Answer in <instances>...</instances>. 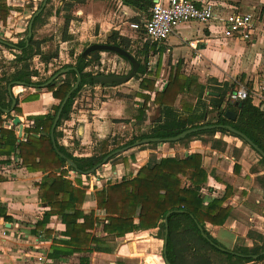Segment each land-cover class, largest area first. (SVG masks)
I'll list each match as a JSON object with an SVG mask.
<instances>
[{
	"label": "crops",
	"instance_id": "1",
	"mask_svg": "<svg viewBox=\"0 0 264 264\" xmlns=\"http://www.w3.org/2000/svg\"><path fill=\"white\" fill-rule=\"evenodd\" d=\"M205 1H213L217 4L218 15L224 16L236 10L243 13L260 10L264 13V0L256 1V4L261 5L260 8L257 5L246 8L243 6L246 3L244 0L240 2V5L232 4L228 0ZM117 2L120 4L121 13L126 19L132 21L139 16L131 8L122 5L119 1ZM12 17L9 15L7 18L6 25L9 27ZM144 18L147 17H142L141 20ZM1 28H4L2 22H0ZM220 31L215 23L204 25L194 22L179 26L161 46L157 47L147 41L146 43L150 45L148 60L156 46L158 51L154 52L157 55L166 56L170 53H173L174 56L181 55L186 59L185 63L195 68L194 72L185 73L182 69V62L179 61L166 76L164 66H162L163 70H159L160 60H157L156 63L145 61L146 72L139 78L136 75L128 83L112 86L97 84L94 87L85 88L75 101L70 120L64 122L59 128L62 133L59 143L65 146L75 157H90L101 149L105 141L112 148L119 145L117 141H122V138H127L129 134L131 138L128 141L133 137L151 132L161 119V107L154 103L156 93L164 90L171 74L175 72L178 65L181 66V71L186 76L196 77L199 84L206 86V94L213 97H217L218 94L214 93V90L220 85L235 83L239 84L240 87L253 88L263 82L264 23L261 24L258 35L248 42L223 40ZM112 34L113 32H110L108 37H111ZM119 36L128 38L133 42V36H127L123 33ZM194 41L198 42V51L189 47V43ZM16 50L21 51L20 48ZM142 51L143 47L140 52L144 53ZM60 54H62L61 51ZM144 58L143 55V60ZM137 60L139 61V59ZM11 72H14L13 67L9 73L0 67V75H9ZM164 76H166L165 79H163ZM35 79L33 78V81ZM142 81L143 88L140 87ZM146 82H151L154 90L151 91ZM18 83L22 82L8 85L7 96H4L3 99L6 103L9 100L12 101L8 93L9 86H11L12 96L16 100L14 110L8 114L4 110H10L12 105L10 108L3 109L0 107L4 114L0 124V210L10 218L8 221L0 217V230L3 226L8 230V236L0 238V264H79L80 258L84 256L82 253H75L72 256L61 258L59 261L49 258L54 240L64 238L62 232L65 227L58 217L52 218L43 230H37L34 233L37 222L48 210L39 199L36 184L45 181L48 173L28 170L22 159L18 157V151L9 153L12 145L11 134L16 136L17 145L26 142L28 130L34 126L33 118L54 114L52 108L58 105V101L53 98L52 93L47 88L42 87L46 82L42 85H27L25 83L27 86ZM137 83L138 85H136ZM128 85H132V89L135 90L134 94H130V92L125 91L126 88H123ZM161 85L163 86L161 87ZM111 90L114 91L112 92L113 96L105 94ZM85 94L86 99L83 98ZM33 95H37L38 99L24 101ZM229 95L228 99L230 100ZM145 97H149V99L146 100ZM182 97H178L175 108L186 119L188 114L180 108ZM86 101H90V104L85 105ZM206 102L208 104L210 99L207 98ZM193 104L195 105L196 102ZM253 104L257 106L258 102L253 101ZM16 107L18 108L17 111H15ZM210 109L211 107H209ZM261 109L264 110V103ZM8 115H11V118H7ZM215 116L216 113L210 112L206 119L210 120ZM16 117L24 126L21 137L19 126L13 124ZM215 138L222 140L226 146L217 149L211 143L193 140L188 144H182L180 141L156 143L158 144L156 149L144 148L148 147V144L142 145L143 147H136L122 155L123 160L106 165L104 175L107 178L104 180L100 174H97L99 178L93 174L92 178L88 179L84 175L81 178L74 172L69 173L68 178L70 180L83 179V185L86 187L83 210L86 214L95 212L99 222L92 234L94 237L96 235L97 239L101 241L100 246L106 250L105 252H93L87 255L90 258V264H116L113 261L108 262L115 256L106 243L107 239L124 241L127 245L122 248L127 251L131 250V247H133L132 250L137 247V242H140L137 240H142L153 246L162 243V240L157 237V229L137 231L126 235L127 238H115L104 234L103 225L106 222V215L98 210L96 205V193L98 191H102L109 185L119 183L123 179L136 177L138 171L148 163L152 155H155L157 160L169 157L184 160L193 154L202 155L203 168L209 175L208 182L202 190L205 205L213 199L228 196L223 208L229 207L231 209L229 218L222 226L207 224V230L227 250L232 251L236 245L253 247L261 244L259 236L264 237V165L260 163V156L249 145H244L240 139L224 136L221 133H217ZM232 140H237V144L231 146ZM123 144L120 143V145ZM235 166L238 167L237 170H235ZM112 180L114 182H111ZM99 225L102 235L95 233L96 231L100 232ZM47 230H51L52 234L45 233ZM131 239L136 240V243L129 244Z\"/></svg>",
	"mask_w": 264,
	"mask_h": 264
},
{
	"label": "trees",
	"instance_id": "2",
	"mask_svg": "<svg viewBox=\"0 0 264 264\" xmlns=\"http://www.w3.org/2000/svg\"><path fill=\"white\" fill-rule=\"evenodd\" d=\"M72 1L68 0L64 3L62 10H58V13L65 12L61 34V42L63 43L71 42L74 39V36L69 32L70 24L74 20L71 11ZM117 1L139 14L138 17L132 20L134 23H139L142 17L149 18L150 10L154 6V0ZM11 10L13 8L6 3V0H0V22L3 23V26L7 24V18ZM45 13L46 10L35 18L33 36L30 39L29 46L26 47L25 40L17 44L21 51L13 60L14 72L9 75H0V107L3 109L10 108L12 105L11 100L7 103L3 101L4 96H7L8 85L15 82L26 83L27 85L41 84V82L33 81V78L40 76L39 72L32 69L31 66V62L35 57L39 56L46 66L59 57L58 50L50 53V55L44 53L42 50L44 41L35 39L34 31L37 26L42 25ZM108 44L119 46L131 53L133 42L128 38L119 36L118 32H113L112 36L109 37ZM154 45L157 46V44ZM156 46L154 47L155 52L158 51ZM149 47V43L143 46L142 52L144 53L141 54L145 56V61H148ZM6 48L11 49L7 46ZM70 56L75 57V63L64 65L59 70L73 67L77 69V72L70 71L47 87L53 98L58 101V105L52 108L54 114L34 117V126L28 130L26 142L17 145L16 136L11 134L12 145L9 151V153L18 151V157L22 159L28 170L48 173L45 181L36 184L39 199L46 205L48 210L37 222L34 233L37 230H43L54 217H58L65 227L62 232L64 238L54 240L50 259L59 261L61 258L72 256L75 253H82L84 256L80 258L79 264H90V258L87 255L93 252L106 251L105 248L100 246L101 241L92 234L99 222L95 212L92 211L86 214L83 210L86 187L81 179L73 181L68 178L70 172H74L81 178L84 176L68 167L66 161L59 157L51 139V128L55 116L66 95L75 85L78 73L82 76V82L79 88L72 93L62 112L55 130V138L58 149L66 157L72 159L81 172L91 170L111 152L131 146L143 139L173 138L188 129L204 126H231L246 135L264 151V110L261 109L264 102L259 106H255L251 98L231 102L228 95L238 91L240 87L239 84L235 83L220 85L214 90V93L218 94L217 97L209 96L206 94V86L199 84L196 77L186 76L181 71V66L178 65L175 72L171 74L164 90L156 93L154 103L161 107V119L151 132L133 137L126 144H119L112 148L105 141L101 149L92 156L75 157L65 146L59 143V139L62 137L59 128L64 122L70 120L75 101L85 88L94 87L97 84L107 86V84L95 81L96 76L89 70L93 66L92 59L84 58L82 53L75 56L74 51L70 52ZM123 59L128 62L126 58ZM139 62H142V60L139 59ZM59 70L55 71L50 78ZM145 72L146 66L143 65L137 77L139 78ZM146 83L151 91L154 90L151 82ZM140 87L143 88V81ZM179 96H183L180 108L188 114L186 119L175 108ZM145 98L146 100L149 99V97ZM207 98L210 99L208 104L206 102ZM37 99L38 96L33 95L24 99V101ZM194 102H196L195 105ZM209 107H211L210 110ZM17 110L16 107L15 111ZM209 111L216 113V116L207 120ZM227 112L236 114V119H228L226 117ZM3 115L2 110H0V124ZM7 118H11V115H8ZM217 133L236 137L248 146L244 139L230 133L226 128L201 130L188 135L180 143L188 144L193 140H200L204 143H211L217 149L226 146V143L222 140L215 138ZM148 145L156 147L158 144L151 143ZM250 148L255 151L252 147ZM256 153L258 154V152ZM258 155L260 156V154ZM119 157L120 155L111 158L107 164ZM260 163L264 165V158L261 156ZM237 168L235 166V170ZM208 176L203 168L202 155L200 154L190 155L184 160L172 157L157 160L156 156L152 155L148 163L138 171L136 177L123 179L121 182L109 185L96 193L97 209L106 215V222L103 225L104 234L115 238H124L126 235L137 231L157 229V237L164 240L165 220H167L169 233L166 258L170 264L264 263V237L262 236H259L260 245L253 247L236 245L232 250L233 253L223 252L217 248V246L225 247L209 233L206 225L222 226L229 218L231 209L229 207L223 208L228 196L213 199L205 205L202 190L208 182ZM0 217L10 220L1 210ZM199 225L208 235L209 240L203 238ZM45 233L49 235L52 234V231L47 230Z\"/></svg>",
	"mask_w": 264,
	"mask_h": 264
},
{
	"label": "rangeland",
	"instance_id": "3",
	"mask_svg": "<svg viewBox=\"0 0 264 264\" xmlns=\"http://www.w3.org/2000/svg\"><path fill=\"white\" fill-rule=\"evenodd\" d=\"M43 1L44 0H6V3L13 8V10L9 13L10 17H12V15L13 17L10 27L5 25L4 28L0 29V39L15 45L20 43L22 40H25L30 21L35 12H37L40 8ZM228 1L236 5H240L241 1L243 2V0ZM256 1L258 2V0H244L246 3L243 6L249 8L250 6L253 7L257 5L260 8L261 5L256 4ZM65 2H68V0H49L45 9L46 13L44 14L42 25L37 26L34 31L35 39L38 41H44L42 44V50L44 53L50 55V53H54L57 50L62 52L58 59L52 61L51 64H48L47 66L42 63L39 57L32 60V68L37 70L40 74L35 81L41 82L40 85H42L55 71L59 70L64 65L75 63V57L72 58L70 56V51L72 49L77 55H79L92 44L108 43V35L110 32H118L119 34L123 33L127 36H133L131 54L136 59L143 60V54H140V51L143 45L147 42L144 31L141 28L138 32H136L131 28V24H134V22L123 16L120 4L116 0H73L71 11L73 13L74 20L70 24L69 32L74 36V39L68 43L61 42L65 12L61 11L58 13V10H62ZM140 23L141 22H139V24ZM17 54H19V50H11L6 48V46L0 45V67L9 73L11 67L14 66L13 60ZM90 59H92L93 66L89 70H91L95 76H126L131 70V64L114 53H101L98 60H94L93 58ZM157 60H160L159 70H163L162 66H164L166 76L169 75L170 71L176 67L179 61L182 62V69L185 73H193L195 70V68H192L189 64L185 63L186 59L181 57V55L174 56L173 53H170L169 55L164 56L157 55L154 51H152L148 63H156ZM166 76H164L163 79H165ZM136 85H138V83ZM123 88H126L125 91L130 92V94L135 93V90L132 89V85H128ZM112 92L114 91L111 90L105 94L113 96ZM83 96H85L83 98L86 99V94ZM101 99H103V96H101ZM89 102L90 101H86L85 105L90 104ZM79 107L81 108V106ZM129 138H131L130 134L127 138H122V141L117 142H119V144H126ZM237 142V140H232L230 144L231 146H234ZM144 148L156 149L157 146L154 147L148 145V147ZM133 149L120 154L119 158L114 159L106 165L115 164L120 160H123L122 155L127 154ZM106 165L94 173L96 178H99V175L97 174L102 175L103 180L107 178L104 175L106 173L104 170ZM92 176L93 175H90L88 179L92 178ZM81 180L83 181V179ZM111 182L114 181L112 180ZM88 183H90V181H88ZM99 229L100 232L96 231L95 233L102 235L100 225ZM135 241L136 240L131 239L129 244L133 242L136 243ZM137 241H140L137 242V247L134 250H132L133 247H131V250L127 251L122 248L127 245L124 241H113L107 239L106 243L109 248L112 249L115 256L113 259H109L108 262L113 261L116 264H165L163 258V240L162 243L160 242L159 245L156 246L150 245L142 240Z\"/></svg>",
	"mask_w": 264,
	"mask_h": 264
},
{
	"label": "built area",
	"instance_id": "4",
	"mask_svg": "<svg viewBox=\"0 0 264 264\" xmlns=\"http://www.w3.org/2000/svg\"><path fill=\"white\" fill-rule=\"evenodd\" d=\"M216 8L217 4L213 1L154 0L150 17L142 19L140 24H131V28L136 32L142 28L148 42L161 46L180 25L187 23L195 22L204 25L215 23L221 30L223 40L244 42L252 41L258 35L261 24L264 23V13L260 10L249 13L236 10L223 16L217 14ZM189 47L198 51V42H190ZM229 98L231 102L251 98L257 101L259 106L264 102V81L253 88L242 86L238 91L231 93ZM7 236L8 230L3 226L0 230V238Z\"/></svg>",
	"mask_w": 264,
	"mask_h": 264
},
{
	"label": "water",
	"instance_id": "5",
	"mask_svg": "<svg viewBox=\"0 0 264 264\" xmlns=\"http://www.w3.org/2000/svg\"><path fill=\"white\" fill-rule=\"evenodd\" d=\"M47 3H48V0H44V2L42 4V7L35 13V15L33 16V18L31 19V22H30L29 27H28V34H27V36L25 38L26 47L29 46L30 39L33 36V23H34V20H35V18L37 16H39L43 12V10L47 6ZM0 44L1 45H4V46H7V47H10V48H12L14 50L19 49L15 44L6 42V41H4L2 39H0ZM103 52L114 53V54H116V55H118L120 57L126 58L131 63L132 70L126 76H118V75H100V76H96L95 77V81L96 82H98V83H104V84H107L109 86H112V85H122V84L128 83L130 80H132V79L135 78V76L137 75V72H138L140 63L128 51H126L125 49H123V48H121L119 46L110 45V44H92V45H90L88 48H86L82 52V56L84 58H88L90 55H92V57H93L94 60H98L100 58V53H103ZM70 71H76L77 72V69L76 68H73V67H70V68H66V69L59 70L56 74H54L50 78V80H48L45 84H43L42 87L43 88H47L54 81H56L59 77L66 75ZM81 82H82V76H81L80 73H78L77 74V81H76L75 85L73 86V88L68 92V94L66 95L65 99L63 100V102L61 103L60 108H59V110H58V112H57V114L55 116V119H54V122H53V125H52V128H51V139H52L53 147H54L56 153L59 155L60 158L64 159L66 161L68 167L73 168L76 173H81L84 176H90V175H93L94 173H96L101 167L105 166L107 164V162L111 158H113V157H115L117 155H120V154H122L124 152H127L130 149H133L135 147H139V146H142V145H145V144H151V143L179 142V141L185 139L188 135H191L193 133H197V132H199L201 130L217 129V128H226L230 133L235 134V135L241 137L242 139H244L247 142V144L250 147H252L256 152H258V154H260V156L262 158H264V151L262 149H260L256 144H254L252 142V140L249 139L243 133L237 131L236 129H234L231 126L213 125V126H204V127H200V128H191V129H188V130L184 131L183 133H181L180 135H178L176 137H173V138H168V139L146 138V139H143L141 141L135 142L131 146H127V147H124V148H120V149H117V150L111 152L106 158H104V160L100 164L96 165L94 168H92L89 171L81 172L78 169L76 163L72 159L66 157L58 149L57 142H56V138H55V130H56L57 124H58V122H59V120L61 118L62 112H63V110H64V108H65L68 100L70 99V96L72 95L73 92H75L79 88V85L81 84ZM18 84L19 85H22V86H27L25 83H18ZM28 87L35 88L34 86H28ZM8 93H9L10 97L12 98V103L13 104H12V107H11L10 110H4V112L9 114L10 112H12L14 110V107L16 105V100L12 96L11 86H9ZM226 117L228 119H230V120H235L236 119V114L231 113V112H227L226 113ZM13 124L15 126H19V129H20V137H21L22 136V133H23L24 126H23L22 123H20V119L18 117H16ZM165 225H166V229H165V236H164V240H163V243H164L163 258H164L165 264H170L168 262L167 258H166V249H167V245H168V233H169V229H168L169 227H168V221L167 220H165ZM199 230H200L203 238L209 240L208 235L205 234L203 228L200 225H199ZM217 248L219 250L223 251V252L233 253L231 250H227L226 248H223V247H220V246H217ZM254 258H256V256H254Z\"/></svg>",
	"mask_w": 264,
	"mask_h": 264
},
{
	"label": "flooded vegetation",
	"instance_id": "6",
	"mask_svg": "<svg viewBox=\"0 0 264 264\" xmlns=\"http://www.w3.org/2000/svg\"><path fill=\"white\" fill-rule=\"evenodd\" d=\"M48 1H49V0H48ZM43 2H44V1H43ZM42 4H43V3H42ZM42 4H41L40 8L42 7ZM47 4H48V3H47ZM40 8H39V9H40ZM39 9H38V10H39ZM45 9H46V8H45ZM45 9H44V10H45ZM38 10H37V11H38ZM44 10H43V11H44ZM35 13H36V12H35ZM34 15H35V14H34ZM32 18H33V17H32ZM34 21H35V20H34ZM30 22H31V21H30ZM28 27H29V26H28ZM27 31H28V28H27ZM27 33H28V32H27ZM29 43H30V42H29ZM152 45H154V44H152ZM16 46H17V45H16ZM157 47H158V45H157ZM18 48H19V47H18ZM90 56H91V57H90ZM90 56H89V58H93L92 55H90ZM145 63H146L145 60H142V62H140V66H139V69H138L137 75H139V72H140V70H141V66H143ZM49 64H50V63H49ZM131 70H132V65H131ZM131 70L129 71V73L131 72ZM129 73H128V74H129ZM49 80H50V79H49Z\"/></svg>",
	"mask_w": 264,
	"mask_h": 264
}]
</instances>
